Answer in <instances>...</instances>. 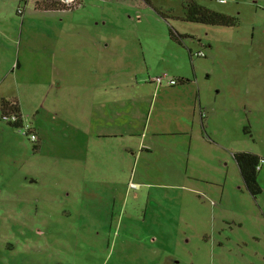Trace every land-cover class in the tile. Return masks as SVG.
<instances>
[{"label":"rangeland","instance_id":"obj_1","mask_svg":"<svg viewBox=\"0 0 264 264\" xmlns=\"http://www.w3.org/2000/svg\"><path fill=\"white\" fill-rule=\"evenodd\" d=\"M26 1L0 0V116L17 102L38 136L0 118V264H264V162L253 195L235 158H264V0H196L234 26L180 19L188 0H91L87 26Z\"/></svg>","mask_w":264,"mask_h":264},{"label":"trees","instance_id":"obj_2","mask_svg":"<svg viewBox=\"0 0 264 264\" xmlns=\"http://www.w3.org/2000/svg\"><path fill=\"white\" fill-rule=\"evenodd\" d=\"M146 2L150 3L149 0H146ZM55 8L70 9L63 5H59L58 7ZM179 18L185 21L196 22L205 25H213V26H234L237 20V18L234 16L201 5L196 0H188L187 6L185 7L184 15L183 17H179ZM178 81L183 83L185 81H190V80L187 78H179ZM4 106H5V110L3 111V114H1L0 116L1 119L5 113H16L19 116L22 115L25 116L24 113H22V110L17 102L13 104H5ZM201 113H204V111L202 110ZM5 122L18 128H20L21 126L20 123H13L8 121ZM33 128H34L33 131H35L34 125ZM235 158L240 167L243 179L247 187L251 191V193L253 195L260 193L261 187L258 183L257 174L258 171L260 170L261 164L264 162V158H262L256 153L248 152V151H243L236 154Z\"/></svg>","mask_w":264,"mask_h":264},{"label":"crops","instance_id":"obj_3","mask_svg":"<svg viewBox=\"0 0 264 264\" xmlns=\"http://www.w3.org/2000/svg\"><path fill=\"white\" fill-rule=\"evenodd\" d=\"M90 1L91 0H89V5H87L88 4L87 0H83L82 7L78 8V9H72V10H70V9L55 8V7H58L59 6V3H57L55 0H34L33 7H34L35 10H38L40 12H47L48 14L51 12V13L57 14L58 16H61V17L62 16H67L69 14L66 13L67 14L66 15L64 13H59L60 11H73L74 12L76 10L81 9L80 12L73 13V15H72V19H73L72 22L73 23H75L76 25H80L81 24V26H87V25H91L93 23L100 24L101 23V19H103L104 16L103 15H97L98 14L97 13V9H95L96 8L95 7L96 5L90 4ZM30 3H31V0H27L26 1V4L27 5H29ZM20 7L21 6H18V9ZM17 13H18V10H17ZM21 18H22V21L25 18V8H24L23 15H21ZM96 21H98V22H96ZM197 55H198V52H197ZM204 56H205V53H204ZM259 67L262 68V72H258L257 76H255L257 78V83L258 84H260V82H264V65H259ZM173 77H175V76H173ZM149 80H150V82H155L154 81V78L153 79H149ZM189 82H191V80L188 81V83ZM200 110L202 112L203 108H200ZM204 116H205V113H204ZM204 116H202V117H204ZM185 121L188 122V123H190V121H189L188 118H185ZM194 121H195L194 119L191 120V125L194 124Z\"/></svg>","mask_w":264,"mask_h":264},{"label":"built area","instance_id":"obj_4","mask_svg":"<svg viewBox=\"0 0 264 264\" xmlns=\"http://www.w3.org/2000/svg\"><path fill=\"white\" fill-rule=\"evenodd\" d=\"M59 5H63L67 8L70 9H78L82 7L83 5V0H55ZM220 3H226L228 0H218ZM24 9L20 7L18 9L19 15H23ZM199 56H204L203 51L198 52ZM164 80L168 82L170 85H176L178 83V79L170 76L168 73L163 74V75H157L154 77V81L159 85L161 84ZM202 116H204V113H202ZM3 121H8V122H13V123H20V131L22 134H25L26 136H29V138L33 141L36 142L38 139V136L36 135L35 132H33L34 128L33 125L31 126L29 120L25 116H19L16 113H5L2 116Z\"/></svg>","mask_w":264,"mask_h":264}]
</instances>
